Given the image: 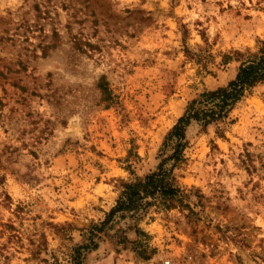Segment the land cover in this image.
Wrapping results in <instances>:
<instances>
[{
	"label": "rangeland",
	"instance_id": "1",
	"mask_svg": "<svg viewBox=\"0 0 264 264\" xmlns=\"http://www.w3.org/2000/svg\"><path fill=\"white\" fill-rule=\"evenodd\" d=\"M260 42L264 0H0V264H264V83L119 209Z\"/></svg>",
	"mask_w": 264,
	"mask_h": 264
},
{
	"label": "trees",
	"instance_id": "2",
	"mask_svg": "<svg viewBox=\"0 0 264 264\" xmlns=\"http://www.w3.org/2000/svg\"><path fill=\"white\" fill-rule=\"evenodd\" d=\"M233 60H242L235 79L227 86L220 87L215 91H207L189 103L184 115L164 140L162 156L169 149L172 154L162 160L157 173L147 175L136 184L126 185L124 198L119 202V209L122 210L123 206L129 208L131 205L141 202L146 196L154 198L156 193L166 195L173 192L171 186H167L168 183H165L167 173L171 172L165 169V164L168 161H173L176 165L182 160L183 152L188 144L186 133L189 125L196 122L203 123L202 126L206 127L215 121L227 118L251 89L264 83V42H260L258 50L254 53L234 52L232 55H226L224 64ZM100 87L102 88V85ZM102 89L106 94V90ZM174 197L173 192L169 200L173 201ZM125 200L128 205H125Z\"/></svg>",
	"mask_w": 264,
	"mask_h": 264
}]
</instances>
